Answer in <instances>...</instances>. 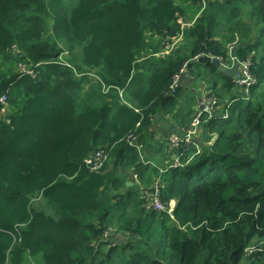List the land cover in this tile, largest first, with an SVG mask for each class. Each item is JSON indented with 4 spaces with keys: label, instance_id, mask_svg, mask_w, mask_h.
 Masks as SVG:
<instances>
[{
    "label": "trees",
    "instance_id": "trees-1",
    "mask_svg": "<svg viewBox=\"0 0 264 264\" xmlns=\"http://www.w3.org/2000/svg\"><path fill=\"white\" fill-rule=\"evenodd\" d=\"M184 13L176 0H0V264H264V0H207L184 43L150 54ZM231 45L251 59L249 94L213 92L229 116L202 117L198 146L156 139L165 113L188 123L179 133L197 113V97L175 112V74ZM198 63L213 87L235 85ZM98 148L109 159L91 171ZM155 187L164 209L147 207Z\"/></svg>",
    "mask_w": 264,
    "mask_h": 264
},
{
    "label": "built area",
    "instance_id": "built-area-1",
    "mask_svg": "<svg viewBox=\"0 0 264 264\" xmlns=\"http://www.w3.org/2000/svg\"><path fill=\"white\" fill-rule=\"evenodd\" d=\"M207 0H202L201 5H203L202 9L206 6ZM201 9V10H202ZM179 23H180V28H181V32L179 33L178 36L176 37H172L170 38V40L167 42L168 46L166 47L167 50H173L174 48H176L177 46V42H180V40L182 39L183 35H184V30L185 28L189 25V22H186V20H184L183 17L179 16L178 17ZM167 45V44H166ZM234 45L230 46V57L228 60H225L223 57L218 56L221 61L228 65V66H232L234 63L238 62L239 63V75H240V83L239 86L240 87H244L245 88V93L248 95L249 94V86L250 84L253 83V75L251 73V59L247 58L242 60L241 58H239L235 53H234ZM201 56V54H198L195 58L198 59ZM187 64H185L182 69L181 72L175 74L173 82L171 84V93L175 92L177 87L179 86V77L186 72V68L188 67ZM25 71L24 68L21 69V72ZM33 73V70L31 71ZM243 85V86H241ZM218 97V96H217ZM216 95L209 91L205 94V96L202 99L201 102V109L198 108L197 113L193 119V121L191 122L190 126L187 128H183L182 129V133L179 132H174L170 135L174 134V137H170L169 136V144L175 146V147H180L182 144H184L185 146H191V143H195L197 146V142H195V137L198 135L197 131H198V127L202 122V117H213L216 114H212L213 110L214 112H220V110H223L219 116H223V117H228L229 116V106L231 103L228 104V106L226 108H224V106L226 105L225 103H222L221 101H219V98H217ZM0 102H2L3 104H5L6 102V96H2L0 98ZM221 106V107H220ZM221 108V109H220ZM5 109L2 108L0 109V115H4ZM206 113V115L204 116V114ZM197 119V120H195ZM130 145H134L133 143H131V139L129 141ZM109 159V153L107 150H105L104 148H98L95 151H92L91 153H89V155H87L84 159L85 164L89 167V169L91 171H99L101 170L104 165L106 164L107 160ZM179 159L178 157L176 158V163H178ZM156 188V187H155ZM152 197H150L149 194H147V196L150 198V203H149V207L153 206L156 209H164V204L160 199V189L156 188L154 190V193H152Z\"/></svg>",
    "mask_w": 264,
    "mask_h": 264
},
{
    "label": "rangeland",
    "instance_id": "rangeland-1",
    "mask_svg": "<svg viewBox=\"0 0 264 264\" xmlns=\"http://www.w3.org/2000/svg\"><path fill=\"white\" fill-rule=\"evenodd\" d=\"M176 3L180 6V7H182L183 9H184V14L183 15H180L179 14V16H181V17H183L184 18V20H186V22H189L188 24V26L185 28V29H187V28H189V27H191V25L197 20V18H198V16L200 15V13H201V9H202V7H203V5H198V4H195V3H193V1L192 0H176ZM178 16V17H179ZM185 17H187L186 19H185ZM178 22H179V20H178ZM181 26V25H180ZM152 38H153V40L151 41V42H153V44L154 45H156V44H159L160 42H161V38L159 37V35H157L156 33H153L152 35ZM170 40V38L168 39V37L166 36V40L165 41H163V43H162V46L160 47V48H158V49H155L152 53H150V54H152V55H156V56H159V55H161V54H165V55H168V54H170L171 52H172V50H167V46H168V41ZM185 42V39H184V35H183V37H182V39L180 40V42H177L178 44L177 45H179V44H182V43H184ZM167 44V45H166ZM149 54L148 53H144L142 56H144V57H147ZM140 61L138 62V63H141L142 61H144V58H141V59H139ZM196 62H194L193 63V65H192V67H187L186 68V72L188 73L189 72V69H190V71H193L194 70V72L198 69V70H202V72H201V74L199 75V76H202V78H204V79H207V80H209V81H212V77L210 76V73H207V71H209V69L207 68V70L205 69V67L204 68H202V66H201V64H199L198 63V61L197 60H195ZM185 64H187V63H185ZM226 65V64H225ZM188 66V65H187ZM191 66V65H190ZM228 66V65H227ZM182 76V75H181ZM181 76L179 77V80H181V82H183L182 81V79H181ZM194 76H195V74H194ZM220 78H221V75H220ZM222 79L223 80H226L223 76H222ZM241 81L239 80V83H240ZM238 83V82H237ZM238 83V84H239ZM235 84H236V82H235ZM200 86V85H199ZM219 86H221V84L219 85ZM241 86H243V85H241ZM179 87V86H178ZM177 87V88H178ZM236 87V94L235 95H237L238 97L237 98H241V97H243L246 93H245V88L244 87H237V86H235ZM185 88V87H184ZM189 88V87H188ZM177 90V89H176ZM205 93L203 94V97L205 96V94L207 93V92H209V91H211V92H213L210 88H205ZM176 92V91H175ZM169 93H171V91L169 92ZM174 93V92H173ZM190 94V93H189ZM217 97V96H216ZM218 98V97H217ZM223 102V101H222ZM201 105V104H200ZM221 107V106H220ZM198 108H202L201 106H199ZM198 108H197V110H198ZM230 108V107H229ZM228 108V109H229ZM221 109V108H220ZM212 114H218V112H214V110H213V112H212ZM206 115V113L204 114V116ZM169 116H171V114H167V113H165L164 114V117H165V119H169ZM194 119V118H193ZM195 120H197V119H195ZM191 121V120H190ZM193 121V120H192ZM165 123V121L164 120H159V121H155L152 125H151V130L152 131H154L157 135H158V137L157 138H160L161 139V141H164V140H166V139H168V141H169V136L172 138V137H174V134L173 135H170V134H172V133H174V132H177L176 130H172V131H169V132H167L168 130H167V128H166V130H164V132H162L161 130H162V125ZM199 127H200V125H199ZM181 129H183V128H181ZM163 134H165L166 136H161V135H163ZM131 143H133L134 145H137V146H139L140 145V143H138V141H137V138L135 139V138H132L131 139ZM136 175V174H135ZM127 181H132L131 180V178H129V180H127ZM139 185V184H138ZM149 185H151V184H149ZM150 187V186H149ZM136 190H139V191H141L142 192V190H141V188H140V186H138L137 187V189ZM143 196V195H142ZM147 196V195H146ZM144 197V196H143ZM174 199L170 202V208H172V207H174ZM149 201H148V203H147V207L149 206ZM144 204H146V202L144 203ZM164 208H165V205H164ZM246 263H250V261H247ZM245 263V264H246ZM31 264H34L33 262H31ZM244 264V263H243Z\"/></svg>",
    "mask_w": 264,
    "mask_h": 264
},
{
    "label": "crops",
    "instance_id": "crops-1",
    "mask_svg": "<svg viewBox=\"0 0 264 264\" xmlns=\"http://www.w3.org/2000/svg\"><path fill=\"white\" fill-rule=\"evenodd\" d=\"M186 18L187 17H185V19ZM159 37L162 39L159 44L154 45L152 42L154 50L160 48L162 46L163 41L166 40V36L159 35ZM141 58L145 59L144 56H141L140 59ZM138 61H140V60H138ZM202 68H204L203 65H202ZM197 71H199L200 74L202 72V70H198V69L195 72H194V70L190 71V69H189L188 73L185 72L182 74L181 79L183 82H181V80L179 82L180 93L178 96V105L175 108V112L178 111V112L183 113V112L191 110V99H193L194 97L198 98V102L193 105V110L196 111V109L200 106V104L202 102L203 94L205 93V91H204L205 88H210L216 94H217V92H221L222 96L220 97V99L223 102L228 101L233 95L236 94V91H235L236 87L235 86H237V84H235L234 86H232V85L230 86L229 80H227L225 78L226 80L221 79V81H219V83H218V86L213 87L212 81L204 79V78H202V76H197V73H198ZM194 74H195V76H194ZM233 81L236 82L234 79H233ZM220 84H221V86H219ZM170 114H171V116H169L170 120H167V121L171 127H169V129H167L168 131L166 130V128L168 126H165V128H164L167 132L172 131L171 128L173 126L179 127V126H184V125L188 124V123L182 124L180 122V120H178L175 116H173L174 115L173 113H170ZM161 136L164 137L166 135L163 134ZM157 137H158V135L156 134L155 138L157 139Z\"/></svg>",
    "mask_w": 264,
    "mask_h": 264
},
{
    "label": "water",
    "instance_id": "water-1",
    "mask_svg": "<svg viewBox=\"0 0 264 264\" xmlns=\"http://www.w3.org/2000/svg\"><path fill=\"white\" fill-rule=\"evenodd\" d=\"M197 60L201 63L212 62L214 65L218 67L219 71L229 75L236 82H239L240 80L238 62L234 63L232 66H227L216 55H203V56H200ZM133 183H134L133 181H127V185H133ZM118 237L121 241L125 238V236L121 233L117 234V238Z\"/></svg>",
    "mask_w": 264,
    "mask_h": 264
}]
</instances>
